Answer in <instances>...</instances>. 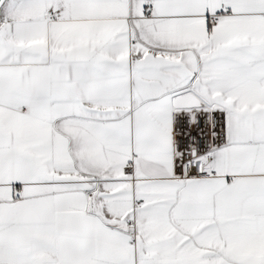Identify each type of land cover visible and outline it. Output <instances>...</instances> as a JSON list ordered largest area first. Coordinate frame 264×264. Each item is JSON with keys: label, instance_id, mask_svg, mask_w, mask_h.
<instances>
[{"label": "snow or ice", "instance_id": "obj_1", "mask_svg": "<svg viewBox=\"0 0 264 264\" xmlns=\"http://www.w3.org/2000/svg\"><path fill=\"white\" fill-rule=\"evenodd\" d=\"M0 264H264V0H0Z\"/></svg>", "mask_w": 264, "mask_h": 264}]
</instances>
